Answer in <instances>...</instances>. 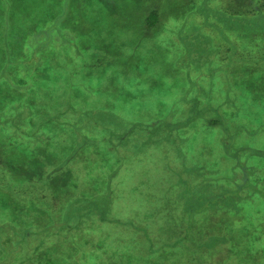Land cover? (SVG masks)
Returning a JSON list of instances; mask_svg holds the SVG:
<instances>
[{
	"label": "trees",
	"instance_id": "trees-1",
	"mask_svg": "<svg viewBox=\"0 0 264 264\" xmlns=\"http://www.w3.org/2000/svg\"><path fill=\"white\" fill-rule=\"evenodd\" d=\"M36 1L0 0V264H174L171 255L175 256L176 251L164 256L165 252L153 247L144 228H138L144 236L119 238L124 240V247L128 242L135 244L130 261L122 252L112 260L100 256L94 261L88 249L92 250L96 240L106 237L107 232H131L135 228L126 221H113L108 202L117 196L123 211L128 207L124 205V196L130 201L135 196L133 191L145 194L151 190L150 186L139 188L127 181L125 184L119 180L114 182L125 159L117 155L122 154L120 149L132 145V155H136L144 153L149 146L169 143L171 150L175 149L182 157L183 148L174 146L188 141L189 159L184 156L178 166L171 160L157 163L164 166L167 176L172 170V180H178L173 199L178 201L175 207L183 209L180 214L185 221L183 227H187L190 234L189 241L195 240L193 227L197 224L209 232L207 237L200 232L198 247L193 242L189 245L192 251L187 264H264V233L259 227L262 224L257 225L251 235H244L241 242H235L232 233L226 234L228 238L219 235L218 225L202 224L196 219L200 215L210 218V212L224 211L226 207L236 209L239 206L241 212L243 203L250 202L255 196L264 202V181L258 180L264 175V169L250 164L252 160L264 161V149L253 144L254 138L264 136V0H256L242 13L225 10L213 0H178L179 3L174 0H131L130 14L125 12L127 0H117L126 1L124 8H114L113 14L119 16V20L127 21L129 15L138 16L140 12L144 17L136 25L140 31L132 29L130 32L135 33L130 38H138L131 41L132 58L129 52H124V41L118 39V35L114 54L109 57L105 53L106 61L115 67V72L111 71L104 80L105 85L114 87V80L123 76L143 79V73L147 72L135 64L143 55L137 49L140 44L135 48L139 39L145 46V54L153 58L143 62L158 66L155 69L158 80L162 79L159 77L160 64L154 58L157 53L163 55L164 75L173 76L171 81L162 80L166 83L167 99L158 101L169 103V111L164 114L162 110L153 112L149 109L151 112L131 118L118 115L109 106L97 112H85L86 109L82 111L78 106V110L73 109L67 115L65 112L71 108V101L61 102L63 107L58 102L52 105L48 98L53 86L46 78V69L43 74L37 71L38 67L47 58H50L49 63L62 62L59 54L62 47L75 45L70 42L60 45L59 40L54 39L64 30L63 26L55 25L58 12L54 10L61 8L58 5L63 2L51 0V7L45 4V9L37 7L33 14L30 13L54 20L43 31L27 33L30 29L26 25L20 29L14 26L17 9L11 5H18L25 12L26 6L36 4ZM86 1V5L79 7L72 2L69 16L74 17L81 8L86 13L98 8L97 19L112 18L115 0H106L109 3L106 9L98 0ZM180 5L183 8L177 12L175 7ZM162 9L172 20L187 23L171 29L164 42L157 41L165 32ZM59 16L64 17L62 13ZM92 21H86L89 30L100 34L107 30ZM124 27H115L116 34ZM62 37L67 39L66 35ZM89 42L79 44L86 47ZM104 47L99 45L89 57L96 71V66L104 62L100 61L103 56L99 55ZM46 51H52V54H46ZM241 73L243 75L239 76ZM81 74L70 72V76L77 78ZM114 74L116 77H111ZM42 78L44 80L38 82ZM173 78L184 86L178 87L179 90L172 89ZM73 121L77 122L75 126L71 124ZM54 129H63L71 135V141L64 137L57 146L48 144L54 138L48 133L53 134ZM95 132L100 134L96 139ZM200 135L205 137V144L211 150L209 157L206 152L197 150L201 144ZM96 143L105 145L99 149L101 160L95 162V170L91 167L95 150H81L87 153L82 164L85 170L81 174L89 179L80 185L78 178L81 175L71 167L81 158L78 147H95ZM65 145L68 148L53 151ZM221 184L225 185L223 190ZM181 186L184 189H180ZM145 196L150 201L148 194ZM190 197H193L192 201L186 202ZM149 206L153 212L152 204ZM128 213L126 215L131 217L137 216L135 210ZM138 217L151 216L138 214ZM178 244L180 241L170 246L175 248ZM104 249L109 252V248ZM124 251L130 252L127 248ZM145 255L152 256V262L145 263Z\"/></svg>",
	"mask_w": 264,
	"mask_h": 264
},
{
	"label": "rangeland",
	"instance_id": "rangeland-1",
	"mask_svg": "<svg viewBox=\"0 0 264 264\" xmlns=\"http://www.w3.org/2000/svg\"><path fill=\"white\" fill-rule=\"evenodd\" d=\"M59 2H63L61 4V8L54 9L55 12H58V16L55 19V25L57 27H62L64 30L60 32L59 36L55 37L54 39H58L60 45L65 44V43H73L75 46H69L65 45L62 47L61 51L59 52L61 56L62 62H59L58 64L49 63V59H45L44 63L42 64L41 67H38L39 72H43L45 70V75L46 78L50 81L49 83L51 84L50 86H53L52 94L49 96L48 100H50L53 104L59 103L60 107H63L61 102H68L71 101V108L67 110L65 113L68 115L69 113H72V110H78V106L81 105V109H86V111H95L97 112L98 110H103L100 109L102 107L107 106L108 104H111L114 107L115 113H119L118 115L125 116L127 115H141L143 112H145L147 109H152L153 112H157L162 110V113L166 114L169 111V103L163 102V103H153L149 106V97L146 98H140L139 95L137 97L131 96L130 100H125L122 99L120 103H113L109 98L111 96L119 95L122 94L124 91L122 86H117L114 85L112 87L111 85H105L103 83L101 86H97L98 79L100 78V74H102L103 77H107V75L110 74V71L115 72V67L111 66L110 63L107 60V56L105 52L99 51V55H102V59L100 61H104L102 63H99V66H96V69L98 71L99 76L95 77L97 75V71L94 66L91 65L90 63V55L95 52V40H97L99 43H102L105 40H112L114 37L113 33L111 30H106L105 33L100 34L98 32H95L93 30H89V25L86 23V20L94 19L95 21L97 20L96 13L98 11V8H95V12L91 11L89 13H86L85 10L82 8L80 9V12L75 14L77 15V18L80 22L79 28L76 29V27L71 26L69 27L70 29H65V25L69 23V8H71L72 4L79 7V5H84L82 2H85L84 0H56ZM159 1V0H158ZM166 1V0H165ZM244 1V2H243ZM263 0H261L262 2ZM73 2V3H72ZM100 3V6H102L104 9H106L109 4L107 3L106 0H98ZM175 3H179L178 0H174ZM256 0H213L214 4H217L219 7L228 10V11H239L242 13L243 10L248 9V6H252ZM48 7H51V0H37L36 4L32 7H28L27 10L24 12L22 11V8L19 7L18 5H11L14 10L17 9L16 13V19H15V24L14 26L17 29H20L21 27L25 26L24 24V16L26 14H33L34 10L37 7L44 8L46 5ZM90 5H94V3H91ZM126 6V1L124 2H119L115 0L114 5L112 6V14L114 12V8H124ZM131 6H133V3L131 0H127V6L125 8V12L130 14L131 11ZM245 6V7H243ZM177 9V12L183 8L181 5L179 7H175ZM32 11V12H31ZM53 11L50 9V12ZM65 17L63 19L60 18V14ZM239 13V14H241ZM112 18L109 19V24L113 25L114 27L118 26H131V27H136V21H131L130 19H127V21L124 20H119L118 17H115L114 14L112 15ZM171 15V14H170ZM34 16H29L27 17L26 21L29 23L30 21L32 22L31 25L33 26L36 22V20H32ZM161 17L163 19V27H164V34L163 37H166V35L169 34V31L173 28H177L178 26L187 25L186 21L184 20H172L169 18L170 16H166V13H164V10L162 9L161 12ZM37 18V17H34ZM60 21L62 22L60 25ZM100 23H103V19L100 18ZM121 21V22H120ZM197 21L199 22L200 19L197 18ZM66 22V23H65ZM54 25V26H55ZM76 33L79 34H88L90 36L91 41L87 43L86 47H82L79 42H86L85 38L83 37H78L75 36L73 37L71 32L75 31ZM35 34V32H32ZM66 35L67 39L62 37ZM69 35V36H67ZM70 37V38H69ZM162 37V39H163ZM69 38V39H68ZM50 41H48L49 43ZM49 47L50 44L48 45ZM138 51H142L143 55L142 57H139L138 60L135 61L136 63H139L141 59L145 61L146 59L153 60L151 56H149L146 50L145 46L141 45ZM129 53L132 58V50H129ZM46 54L51 55L52 51H46ZM155 60L160 64L161 71L159 72V77L163 81L165 80H172L173 76L170 75H164L163 72H165V66L163 64V55L160 53H157V55H154ZM47 62V65H46ZM146 68L150 70H155L156 67L152 66H145ZM158 67V66H157ZM164 69V70H163ZM147 70L146 74L143 73V79L141 81L143 82H148L150 80H154L156 78V73H153L152 71ZM159 70V69H158ZM73 71H79L81 72V76L79 77L78 81H73V84H71L72 79H76L77 76L73 75L70 76V72ZM151 72V74H150ZM243 73H241L239 76H242ZM111 77H116V75H112ZM174 79V78H173ZM44 78L38 79V82H42ZM175 83L177 81L174 79L173 80ZM85 82L86 86H82L81 83ZM105 85V86H104ZM177 85L182 88L184 85L177 83ZM104 87V89H103ZM94 91V93L91 94V92ZM116 91H115V90ZM172 92V91H171ZM108 94L107 97L104 96V94ZM115 93V94H114ZM169 95H171L170 92H168ZM83 95L84 98L81 96ZM172 99V97H171ZM165 101V100H163ZM83 105H88V107H85ZM100 114V113H99ZM116 114V115H117ZM163 114V115H164ZM250 122V121H249ZM71 124L74 126L77 124L76 121H73ZM255 124V123H254ZM256 126V124H255ZM255 128V127H252ZM63 129H54L53 134L48 133L49 137H54L53 141L50 140L48 141V144L57 146L61 140L65 137L68 139L67 141L70 142L72 138L71 135L63 132ZM100 134L95 132V139L98 138ZM201 144L198 145L197 150L198 152H206L207 156H211V150L210 148L207 147V144H205V137L200 135V140ZM182 142L181 144H183ZM253 144L256 145L258 148L264 149V136L258 137L253 139ZM105 144H95V147H78L79 151L89 149L90 151L95 150V157L92 161L93 167L95 170V162H98L101 160L99 157L100 154V147L104 146ZM161 147V148H160ZM68 148L67 145L64 147L56 148L53 151H58L62 149ZM77 149V148H76ZM155 148H153L154 150ZM158 149H163L162 151L159 152L158 155L163 154L165 155V161L167 162L168 160H171L175 166H178L179 163L173 159V155H176L173 151L171 150V146L169 143H161L158 146ZM216 151L218 152L217 148ZM216 151L215 154H216ZM150 151H147L143 153V159L137 160L133 165L132 161L129 162V165L127 168L124 169V173H120L119 176H117V179H121L124 184L127 181V183H130L132 185H135L140 188V186L143 185L144 189H147L149 186L151 187V190L145 194H148V197L150 201H147V198L145 194H141L139 191H133L134 192V197H132L129 201L128 197L123 198L124 205L128 206L127 209L121 210V208L118 205L117 201H120L117 196L114 197L113 201L111 200L108 202V208H109V214L113 217V221L116 222H122L126 221L127 223H132L134 224L135 228L134 230L122 232V231H114V233L110 234L107 232L106 237H101V239L96 240V245L97 249L94 248L91 250L90 248L88 251H91L92 258L95 261V258L98 257H106L108 260H112L115 258L118 254V252H122L123 254H126L128 261L132 260L133 254H131V251L133 250L135 244L133 242H128L126 246L124 247V243L122 241L124 240H119V238H127L130 239L132 236H138L142 235L144 236V232H140L139 229H145L146 233L152 240L153 247L158 249L159 252H165L164 256H167L168 252H171L175 250L176 255L173 256L171 255V260L172 263L174 264H187L189 255L191 253V249H189V245H192V242L195 244L196 247H198V239L199 235L202 233L204 237H207L209 232L208 229H206L204 226L201 224H197V226L193 227L194 232L193 235L195 237V240L191 239V242L189 241L190 234L187 232V227L184 226V217L180 213L183 212V209L181 207L177 209L175 207V204L178 202L175 199H173V196L175 194L176 190V182L178 180L173 179L172 180V175L173 171L171 170L172 174L170 176H167L165 173V169L163 165L157 164V162H161L158 160V158H152V157H147L148 156H155L157 155L155 152L153 154L149 153ZM81 154V158L78 159V154L76 156V162L75 164H72V168L75 170V173L79 176L78 178V184L83 185L85 182L89 179V177L86 175H82L81 173L84 172V166L82 164L84 163L85 159H87V153L84 151L79 152ZM116 154V153H115ZM119 157L122 154H117ZM253 162L250 163L251 165L253 164L255 167L264 169V161L259 162L258 160H252ZM258 163V164H257ZM97 164V163H96ZM87 170V169H86ZM215 173V172H214ZM93 180V179H92ZM258 180L264 181V175L259 176ZM223 188H225V185H220ZM180 189H184L183 186L180 187ZM213 193H215L214 187ZM134 190V189H133ZM137 190V189H135ZM140 190V189H138ZM80 192V191H79ZM146 192V191H145ZM131 195L130 193H128ZM193 197H190L189 199H186V202H191ZM129 201V202H128ZM153 207V212L150 209V206ZM239 206L236 209L233 208H227L224 211H217V212H210L212 216L209 218L206 215H200L199 217L197 216L196 219L201 222L202 224H216L219 226V231L221 233H218L219 235L226 236V234L232 233L233 238L235 242H241L244 239V235H251L252 231L257 228V225L261 228L260 230L264 233V202L261 199H257L255 196L250 202L248 203H243L242 205V210L239 212ZM231 209L232 211H229ZM132 210L136 211L137 216L131 217L126 214H130L128 212H131ZM214 211V210H211ZM190 212V211H189ZM138 214L141 216L144 215H150L151 217H138ZM205 214V213H203ZM188 217H186L187 219ZM174 220V222H173ZM176 222V223H175ZM173 223V224H171ZM171 224V225H170ZM139 228V229H138ZM245 229V231H243ZM106 230V229H105ZM107 231V230H106ZM210 231V230H209ZM201 232V233H200ZM60 233V232H59ZM102 234V232H99ZM161 234V235H160ZM198 235V237H197ZM154 236V237H153ZM243 236V237H242ZM118 237V238H117ZM227 237V236H226ZM264 240V235L262 236ZM228 238V237H227ZM180 241V245H178L173 248L170 245H174V243ZM264 243V241H262ZM144 244V242H143ZM146 244V243H145ZM235 244V243H234ZM178 247V248H177ZM104 248H109V252H106ZM129 249L130 252L124 251V249ZM171 249V250H170ZM181 249L180 251H178ZM100 253V255H99ZM163 257V256H162ZM152 256L150 255H145L144 261L145 263H150L152 262ZM79 259H82V256L79 257ZM151 259V260H150ZM164 259V257H163Z\"/></svg>",
	"mask_w": 264,
	"mask_h": 264
},
{
	"label": "crops",
	"instance_id": "crops-1",
	"mask_svg": "<svg viewBox=\"0 0 264 264\" xmlns=\"http://www.w3.org/2000/svg\"><path fill=\"white\" fill-rule=\"evenodd\" d=\"M84 1L85 2H82V4L86 5L87 1L86 0H84ZM61 4H63V3H61ZM61 4H59L58 6L61 7ZM34 5H35V2L28 4L26 7L28 8V7H32ZM75 13H77V12H75ZM29 16H31V15L30 14H26L24 16V19H25L24 20V24L27 26L28 30L30 29L27 33H31V31H33V30L34 31H37V30L38 31H43V30L47 29L48 26L51 25L54 22V20H52L51 17H47L46 16V17H42V18H38V17L34 18L35 17L34 16L32 20H36V22L31 28H29V26H31V23H32L31 21L29 23L26 21L27 17H29ZM143 17L144 16H142L141 12L138 14V16L137 15H135V16H130L129 15V19L131 21H134V20L136 21V23H137L136 25H138V24H140L142 22ZM102 19H103V23L102 24L99 21L100 19H97L96 21H95V19H93L92 22L94 24L99 25V26L106 27L107 30H111L113 35H114V37L112 38V40H114V42H112L113 44H111L112 40H105L102 43H99L97 40H95V51H96V49H97V47L99 45H105V47L102 48L101 52L107 53L109 55V57H110L111 54H114V52H115V50H114V47L116 46L115 37L118 35L117 38L118 39H122L124 41V44L122 46L124 52L126 51L127 54H128L129 50L133 49L131 41H135L136 39H138V38H136V39L130 38L132 36V34H135V33L130 34V32H132V29H135L136 31H140V29H138L137 27L125 26L124 30L122 32H119V33L116 34L115 27L113 25L109 24V22H108L109 21V17H103ZM68 20H69V23L67 25H65L66 26L65 29L68 30V29H70L69 27H71L73 25H74V27H76V29L79 28L80 22H79L77 16H75V15H74V17L69 16ZM95 32H98V31H95ZM103 33H105V32H103ZM129 34H130V36H128ZM71 35L73 37H75V36L80 37L81 36V37L85 38V40H90L91 41L90 36L88 34H79V33H76V30L71 32ZM162 37H163V35L161 37H159L157 39V41L160 40L161 42L162 41L164 42V37H163V39H162ZM141 42L142 41L139 39L138 43L135 45V48L138 47L139 44L141 46ZM144 62H147V59ZM144 62H143V59H141V63H137V64H139L142 67V69L144 68L145 71L150 70V69L146 68L145 66H151V65H149V63H144ZM110 65L114 66V65H112V63H110ZM150 71H152L153 73L157 72L156 70H150ZM156 75H157V73H156ZM98 76L99 75H96L95 77H98ZM99 77L100 78L98 79V81H96L97 82V86L98 85L100 86L101 83L105 79H107L108 75H107V77H103L102 74H100ZM78 79H79V77L76 78L75 80L72 79L71 84H73V81L77 82ZM141 80L142 79H138L137 77L133 78L131 76L130 77H124L123 76V78L122 79H118V81H117V79L114 80L115 81V85L122 86L124 91L122 92V94L115 95V96L112 95L111 98H109V100H111L113 103H120L122 99L130 100L131 96L137 97V95H139L140 98H144V97L146 98L147 95H149V100L148 101H149V106H150V104H152L154 102L158 103V101L162 102L164 99H167L166 98L167 96L164 93V91L166 90V89H164L165 88L164 84H166V83L163 82L162 80H158V75L156 76V79H154L155 81L152 80V81H148V82H143ZM166 82H168V81H166ZM170 84H172L171 85L172 89H174V87L175 88L180 87L175 82H171ZM81 85L82 86H86V83L82 82ZM177 90H179V88ZM94 91H95V89L91 92V94L94 93ZM173 92H175V91H173ZM81 96L84 98L83 95H81ZM83 106L88 107V105H83ZM107 106H109L110 108L114 109V107L111 104H108ZM80 107H81V105H80ZM149 112H151V110H149V109L147 111H145V113H149ZM127 117L131 118L133 116L130 114V115H127ZM188 132H189V134L191 136L190 131H188ZM96 144H99V143H96ZM189 144H190L189 141L187 142V144H175L174 148H176V149H178V147L183 148L185 153H183L182 157H181V153H177L176 154L175 153L176 150L172 149L170 151H173L176 154V155H173V159L176 160L177 162L179 160L183 159L184 156H187V158L189 159V153H190L189 152L190 151ZM159 145L160 144L149 146L148 148H146L144 153L147 152V151H150L149 153L153 154L155 152L157 155H155V156H148L147 155V157L148 158L149 157L158 158L159 161L163 162V161H165V158H164L165 155H163V154L158 155L159 152L163 150V149H158ZM153 148H155V149L153 150ZM132 149H133L132 145H127L126 147L120 149V152H122V157L124 156L125 159L123 160L121 169L118 171L117 175L114 177V180L116 179V181H114V182H117L119 180L116 177L119 176L120 173H123L125 175L124 169L128 167L130 161H132L131 165H133L137 160L143 159V155H144L143 153L139 152L136 155H132V152H133ZM156 163H159V162L156 161ZM119 181L121 182L122 180L120 179Z\"/></svg>",
	"mask_w": 264,
	"mask_h": 264
}]
</instances>
